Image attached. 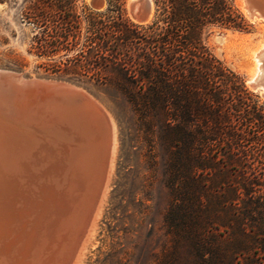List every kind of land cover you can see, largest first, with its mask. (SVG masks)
Segmentation results:
<instances>
[{
	"label": "trees",
	"instance_id": "1",
	"mask_svg": "<svg viewBox=\"0 0 264 264\" xmlns=\"http://www.w3.org/2000/svg\"><path fill=\"white\" fill-rule=\"evenodd\" d=\"M28 50L45 68L109 89L149 167L162 156L169 244L156 264H264V101L205 44L213 25L246 30L234 0H153L131 20L124 0H26ZM63 52V58L53 56Z\"/></svg>",
	"mask_w": 264,
	"mask_h": 264
},
{
	"label": "bare ground",
	"instance_id": "2",
	"mask_svg": "<svg viewBox=\"0 0 264 264\" xmlns=\"http://www.w3.org/2000/svg\"><path fill=\"white\" fill-rule=\"evenodd\" d=\"M251 1L256 3L250 9L252 16L264 14V0ZM248 57L252 67L246 82L264 96V39L248 49ZM83 91L97 108L90 118L94 134L86 137L81 134L83 125H68L73 135H66L60 130L63 124L54 116L46 117L50 115L46 111L5 102L0 88V264H60L84 230L107 165L111 134L105 110ZM104 128L106 134L100 137ZM24 183L28 195H23ZM29 200L37 202L38 210L26 217L24 201Z\"/></svg>",
	"mask_w": 264,
	"mask_h": 264
},
{
	"label": "rangeland",
	"instance_id": "3",
	"mask_svg": "<svg viewBox=\"0 0 264 264\" xmlns=\"http://www.w3.org/2000/svg\"><path fill=\"white\" fill-rule=\"evenodd\" d=\"M234 1L245 16L248 28L237 30L213 25L205 30L204 42L228 67L239 73L246 86L264 101L261 92L251 89L246 82L248 69L252 67L248 49L264 39V18L251 21L238 4L241 0ZM26 4V0H0V67L21 71L25 76L52 77L75 83L96 99L112 125L111 150L96 200L87 212L81 236L60 264H156L169 244V234L163 219L168 194L163 182L162 156L158 157V164L151 168L134 139L124 136L120 140L114 111L123 107L127 115L131 113L122 97H119L115 106L109 99V89L94 81L84 77L68 79L59 75L61 71L52 72L51 68L38 65L52 58L38 56L28 50L34 26L22 18V8ZM77 4L79 8L86 5L100 10L107 6L108 1L78 0ZM123 5L125 14L133 21L145 23L154 16L153 7L149 20L137 21L131 13L129 0H124ZM217 37L223 38L220 41ZM239 47L245 51L237 52ZM62 53L56 54L53 59L63 58ZM24 186L23 195L30 194L27 192L28 184ZM13 202L16 204L18 201ZM24 202V205L27 204L23 207L26 217L38 210L34 200L32 203L30 200L29 203ZM17 204L22 208L19 202ZM11 207L15 208L14 203Z\"/></svg>",
	"mask_w": 264,
	"mask_h": 264
},
{
	"label": "water",
	"instance_id": "4",
	"mask_svg": "<svg viewBox=\"0 0 264 264\" xmlns=\"http://www.w3.org/2000/svg\"><path fill=\"white\" fill-rule=\"evenodd\" d=\"M94 1L99 2L100 0ZM129 4L131 13L139 20L146 19L154 7L153 0H129ZM255 4L251 0H241V6H243V10L246 11L247 17L251 21L264 18V14L259 17L252 16L250 9ZM0 88L3 95L6 96L5 102L9 101L12 104H17L18 102L24 107L31 108L32 111L44 110L52 115H47L46 117L51 118L54 116V119L58 120V124H63V128L60 130L66 135H73V133H68V125L75 128L83 125L85 128L81 134L85 137L88 134H94L90 129L92 128L90 118L93 111L97 108L94 107L93 100L84 93L83 88L71 81L36 75L25 76L21 71L0 67ZM255 90L260 91L259 89ZM38 121L40 120L38 119ZM99 132L101 137L106 134V129L104 128L102 132ZM110 134L113 136L112 125L110 126Z\"/></svg>",
	"mask_w": 264,
	"mask_h": 264
}]
</instances>
